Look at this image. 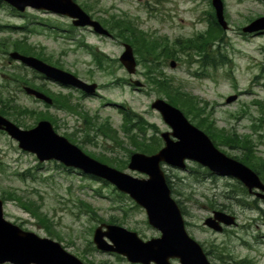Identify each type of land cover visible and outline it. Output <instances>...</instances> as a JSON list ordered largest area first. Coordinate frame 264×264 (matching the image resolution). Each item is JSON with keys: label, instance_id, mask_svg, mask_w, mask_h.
Returning a JSON list of instances; mask_svg holds the SVG:
<instances>
[{"label": "rangeland", "instance_id": "obj_1", "mask_svg": "<svg viewBox=\"0 0 264 264\" xmlns=\"http://www.w3.org/2000/svg\"><path fill=\"white\" fill-rule=\"evenodd\" d=\"M76 1L83 3L93 19L101 22L103 26L104 23H115L119 19L121 23H115L111 32L115 39L119 37L126 41V38L131 37L129 32L125 33L124 29L117 27L126 21V24L134 23L133 29L146 37L151 38L153 31L166 36L170 41L174 37H182L184 50L189 49L184 44L185 40L194 39L189 36L193 31L200 36L201 33L205 35L208 14L212 11L210 0ZM222 1L228 25V30L224 32L222 50L229 62L217 67L210 79L193 77L188 71L194 72L197 67L194 63H183L184 58H181L182 64L175 68L162 67L163 75L156 76L158 70L142 62L138 48H135V54L139 63L137 62L135 74L129 75L118 61L122 47L112 39L98 36L83 28L73 29L70 20L62 16L30 9L21 15L7 4L0 3V84L5 81L10 83L8 90L12 91L10 95L15 104L52 115L58 125L56 133L65 137L67 134L70 140L72 138L78 143L77 146L83 152L120 161L127 156V152L119 148L113 153L104 150L103 147H108L111 143L101 138L97 139L98 146L84 141L85 132L81 120L54 109L45 110L22 95L19 90L16 92L18 85L12 80L18 79V76L33 79L30 70L23 71L18 62L11 61L7 56L8 52L13 51L12 42L20 38L26 40L27 45L40 47L42 52L45 51L51 56L52 61L62 66L59 68L75 72L82 79L98 84V95L84 99L80 104L82 110L92 118L107 119L124 141L126 149L131 147L121 130L122 113L115 105L129 109L131 112L128 115L134 118L135 124L143 119L156 126L159 131H169L160 115L150 108V104L156 98L165 99L164 94L157 89H163L161 87H166L170 82L206 102L219 127L236 130L240 135H250L257 144V154L264 157V120L263 129L258 133L263 135L261 138L251 128L254 119H264L254 105V101L264 102V74H261V67L264 66V34H240L241 28L248 24V18L264 15V1ZM43 25L52 26L53 29ZM104 27L109 30L107 24ZM210 34L211 32L205 36ZM123 40L122 43H125ZM82 43L103 53L114 73L106 74L98 70L87 51L88 48L82 47ZM215 47L214 44L212 52ZM154 50L155 57H158L156 62L165 61L159 55L166 54L157 47ZM129 78L144 86L137 91L133 86L120 82ZM47 85L54 92L67 94L66 90H61L57 85ZM229 95H237V100L225 104ZM37 117L19 116L18 120L32 127L36 124ZM187 119L194 125L195 121L191 116ZM150 131L147 130V137ZM91 135L90 132L89 136ZM216 147L228 157L239 155L236 149ZM64 169L50 161L39 163L34 155L19 151L16 144L0 132V199L3 201V218L24 231L59 242L68 253L84 264H130L124 258L116 257L118 255L97 251L92 243L94 229L102 223L107 224L110 217L117 218L122 223H114L115 225L135 232L144 241L159 236L148 225L144 210L127 197L119 199L113 186L85 177L86 175L78 171ZM162 169L170 180L172 198L180 201L181 212L184 210L182 217L188 235L205 249L209 247L224 252L221 259L208 256L211 264H264V218L249 206L250 204L255 207L249 194L237 192L236 180L208 176L194 163H188L186 170H177L166 165H162ZM121 171L133 177H144L130 171L126 166ZM7 194L11 197L8 198ZM28 201L34 203V214L21 206H27ZM213 209L233 214L237 219V226L226 228L222 233H214L205 228L203 221L210 216ZM262 209L264 210V205ZM45 219L51 225V231L58 234L60 239L55 234L50 237L47 235L48 223ZM171 263L177 264V261L173 260Z\"/></svg>", "mask_w": 264, "mask_h": 264}, {"label": "water", "instance_id": "obj_2", "mask_svg": "<svg viewBox=\"0 0 264 264\" xmlns=\"http://www.w3.org/2000/svg\"><path fill=\"white\" fill-rule=\"evenodd\" d=\"M0 1L8 3L20 12L30 7L67 16L72 19V24L76 27L89 26L97 34L109 35L73 0ZM212 6L215 9L217 23L223 30H226L227 23L224 20L221 0H212ZM263 31L264 17H259L242 28L243 33ZM9 57L62 85L73 86L87 94L95 91L96 84H86L73 75L37 58L15 51L9 53ZM119 61L128 73H134L135 60L128 45L124 46ZM133 84L141 85L137 81ZM24 90L38 99L51 103L50 99L31 88L25 87ZM235 99L236 96H230L226 99V103ZM150 106L158 111L171 131L161 134L164 146L157 153L145 155L136 152L130 155L128 169L143 174L146 178L132 177L90 158L67 139L57 135L50 122L45 120L39 121L29 130H22L0 115V130L15 139L20 149L34 154L39 162L53 160L64 167L79 169L84 174L112 184L145 211L147 223L160 233L158 237L143 241L135 232L115 224L102 223L95 228L92 237L97 250L123 256L130 263L171 264L170 260L176 259L179 264H210L200 245L185 231L180 209L171 197L160 163L183 169L185 160L194 161L213 174L238 180L249 192L254 188L264 192V185L248 167L220 152L204 132L188 122L180 110L162 99H156ZM219 223L229 226L234 223V218L225 212L213 211L212 216L204 221L205 226L216 232L222 231ZM4 263L83 264L67 253L58 242L24 231L6 221L3 218L2 201L0 200V264Z\"/></svg>", "mask_w": 264, "mask_h": 264}, {"label": "trees", "instance_id": "obj_3", "mask_svg": "<svg viewBox=\"0 0 264 264\" xmlns=\"http://www.w3.org/2000/svg\"><path fill=\"white\" fill-rule=\"evenodd\" d=\"M82 5L84 9L87 11L84 4ZM210 18H211L210 23H212V26H211L212 35H209L206 39L201 34V36H199L197 39L185 40L184 44L187 48L190 49L189 50L190 53L188 54V57L190 59L192 58V55H194L192 52L194 53L196 52L199 56L201 55L203 56L202 61L205 62V64L212 65L217 69V67L224 65L225 63L229 62V60L227 58L226 53L222 50V47H223L222 45H224L223 44L224 32L217 25L214 19L213 12H211ZM105 24H107V26L109 27V32L111 33L113 31V27L115 28V23H104V26ZM132 26L133 25L131 24L122 23L119 27L123 28L125 33L129 32L131 34L137 31L136 29H133ZM126 41L131 44L128 38H126ZM213 42H215V45H216L215 54L213 55L211 54V56L209 57V51L206 50V54H204V48H205L204 44H206L207 47H209V45L211 46ZM135 45L140 51L139 54L141 58L145 61V63L147 64V62H150L151 65L149 66H154L153 64H156V59H158L157 56L155 57L154 42L142 37L139 34L136 37ZM12 46H13L12 48L13 50L18 51L22 54L34 55V56L37 55L35 53L34 48L30 45H27L26 41L24 40L17 39L14 42H12ZM165 46L167 49L169 48L168 44H166ZM204 55H205V59H204ZM213 56H215V58H212ZM56 66H60V65L57 63ZM110 68H112L111 65H110ZM261 74H264V66L261 67ZM159 84H162V83H159ZM161 88L163 89L161 90L158 89V90L159 92L164 94V97L166 98V100L170 104L178 107L184 113L186 117L191 116V119L195 121L194 124L198 128L202 129L209 136V138L211 139V141L213 142L215 146H219L225 149L238 150L239 155H235L233 156V158L240 161L241 163L248 166L249 168H251L264 182V157L259 156L257 154L256 152L257 144L253 141L250 135L248 134L240 135L237 133L236 130H229L224 127H219L216 121L213 119V113H211L212 111L207 110L208 104L204 101L202 102L196 96L185 92L181 87L175 86L171 84L170 82H168L166 87H161ZM53 100H54L56 107L62 108L65 110H71V107L68 105V101L65 96L58 95V96H55ZM254 104L256 105L257 110L264 116V102L254 101ZM0 105L9 106L8 100H3L0 96ZM8 108L12 110H18V108H15V107H8ZM7 110L8 109L5 107L4 108L0 107V114L9 116V113ZM74 112L78 115L80 114V112L76 108H74ZM39 119H46V120H49L50 122L52 120L50 116L45 115V114H41L39 116ZM130 119L131 118H129V116L124 118L123 125L128 124ZM83 120H84L83 127L86 131V137L89 136L88 133H90L91 131H94L96 136H102L104 138H108L112 142L114 147H120L122 149L124 148L123 141L118 139L117 132L114 129H112L110 123L107 120L103 122L102 124L95 122V120H93L92 118L88 116L83 117ZM263 120L264 119L262 118L254 119V122L251 124L253 133L258 134L263 129L262 127ZM150 125L151 124L145 122L143 119H140L137 121L136 123L137 132L134 135L129 136V140H128V144L132 147V151H129V154L131 152H142L145 154H151V153H154L158 149L159 145L157 146L154 142L159 141V139L155 138L157 140L154 139L153 143H149L146 137V132L150 128ZM54 127L57 129L58 126L54 125ZM262 136H263L262 134L257 135V137L259 138H261ZM90 142H93V139H90ZM97 160L100 162L106 163L110 166L116 167L117 169H122V167H125L127 163L126 160L124 161L110 160L109 161L105 157L97 158ZM203 172L206 175L210 174L204 169H203ZM166 182L168 184L169 180H166ZM235 188H237L236 189L237 192L245 193L242 187L235 186ZM117 196L119 199H122V198L125 199L124 195L117 194ZM179 203L180 201H177V204ZM26 205L27 206H24L26 210L34 214V212L36 211L34 209L35 208L34 203L28 201L26 202ZM88 208L89 210H91L90 207ZM182 212H184L183 209H182ZM45 221L48 223L47 219H45ZM107 223L122 224L121 222H119L117 218H114V217H110V219L107 220ZM50 226L51 225L49 223L46 226L47 235L51 236L55 234L54 236L57 239H60L58 237L59 236L58 234L53 233V231H51ZM222 250L224 251V249ZM221 253L222 252L220 251L217 254L218 258H221V255H222ZM207 254H209L208 251H207ZM213 254L215 253L213 252ZM116 257L121 258L119 256H116ZM88 263L92 264L90 262Z\"/></svg>", "mask_w": 264, "mask_h": 264}, {"label": "flooded vegetation", "instance_id": "obj_4", "mask_svg": "<svg viewBox=\"0 0 264 264\" xmlns=\"http://www.w3.org/2000/svg\"><path fill=\"white\" fill-rule=\"evenodd\" d=\"M126 21H124L123 23H125ZM115 23H121L120 21H119V19H117L116 21H115ZM196 25H198L199 23H195ZM207 24V26L205 27V30H204V33H205V35H207L209 32H210V28H209V26H208V23H206ZM118 28H119V26H117ZM139 35V33H133V34H131V37H130V39H131V42H132V47H133V52L135 51V48H137L136 47V45H135V43H136V39H135V37H137ZM151 38L154 40V42H155V44H158V43H164V42H169L170 44H171V46H172V48L171 49H169L168 51H167V49H166V47L165 46H163L162 47V52L163 53H165V54H171L172 55V58H169L167 61H166V63L169 65V61L170 60H174L175 62H176V65H175V67L176 66H178L179 64H180V61H179V58L181 57V56H183V53H184V48H183V45H182V40H183V38L182 37H174L173 38V40H169L166 36H162L159 32H155V31H153L152 33H151ZM204 35V37L205 38H207L208 36H205ZM190 37H196L197 36V38L199 37V34H198V32H192L190 35H189ZM113 40H114V42H116L119 46H122L123 45V43H122V41L120 40V39H115V38H113ZM117 40V41H116ZM118 41H121V42H118ZM204 54H206V50L207 51H209V57L211 56V54L213 55L214 53H211V46L209 47V48H207V45L206 44H204ZM177 57V58H176ZM202 58H203V56H202ZM204 59H205V55H204ZM198 64H199V61H198ZM211 69V68H210ZM200 73V71H198L197 72V74H199ZM33 81V80H32ZM40 81H42V82H46L45 80H44V77L42 76V75H35V78H34V81H33V83H31L30 81H24V83H22L21 84V86H20V89L24 86V85H27V84H30L32 87H34V88H36L38 91H40V92H42V93H44L45 95H47V96H49V97H51L53 94L47 89V87H46V85H44V84H42V83H40ZM126 83H128V81H126ZM73 93H76L81 99H85V95L82 93V92H80V91H77V90H75V91H73ZM25 97H27V98H31V100L32 101H34L35 103H37V104H39V105H43V103L42 102H40V100H37V99H35V98H32V97H28V96H25ZM73 99V98H72ZM74 100V99H73ZM77 102V101H76ZM23 128V127H22ZM129 128H130V130H134V128H133V124H130V126H129ZM24 129H26V128H24ZM2 132V131H1ZM3 134H5L4 132H2ZM251 197L253 198V200H256V204L258 205L257 207H252L253 209H257L258 210V212L259 213H261L262 214V216L261 217H264V211H263V209H262V205H264V198L263 197H260V198H255V197H253L252 195H251ZM233 215V214H232ZM231 230V229H230Z\"/></svg>", "mask_w": 264, "mask_h": 264}]
</instances>
